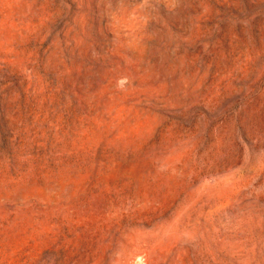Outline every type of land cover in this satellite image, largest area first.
<instances>
[{
    "label": "rangeland",
    "instance_id": "1",
    "mask_svg": "<svg viewBox=\"0 0 264 264\" xmlns=\"http://www.w3.org/2000/svg\"><path fill=\"white\" fill-rule=\"evenodd\" d=\"M135 260L264 264V0H0V264Z\"/></svg>",
    "mask_w": 264,
    "mask_h": 264
},
{
    "label": "bare ground",
    "instance_id": "2",
    "mask_svg": "<svg viewBox=\"0 0 264 264\" xmlns=\"http://www.w3.org/2000/svg\"><path fill=\"white\" fill-rule=\"evenodd\" d=\"M143 254V253H142ZM136 258H140V257H142V255L141 254H136V255H134ZM142 259H144V258H142ZM137 260V259H136ZM136 260L135 261H133V262H128V263H126V264H137V262H136ZM140 261V260H139Z\"/></svg>",
    "mask_w": 264,
    "mask_h": 264
}]
</instances>
